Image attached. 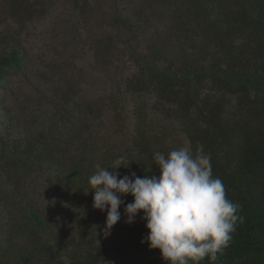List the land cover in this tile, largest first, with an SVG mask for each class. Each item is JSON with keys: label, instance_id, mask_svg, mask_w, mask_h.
Segmentation results:
<instances>
[{"label": "trees", "instance_id": "trees-1", "mask_svg": "<svg viewBox=\"0 0 264 264\" xmlns=\"http://www.w3.org/2000/svg\"><path fill=\"white\" fill-rule=\"evenodd\" d=\"M75 2L95 65L118 63L112 88L86 99L56 74L60 82L45 83L39 107L27 110L10 100L13 78L27 70L21 36L51 5L0 0V264H167L159 249L141 243L148 234L143 213L125 222L132 196L122 197L121 219L105 238L107 212L93 208L88 189L96 165L122 157L128 167L116 170L120 177L158 176L153 154L182 146L154 131L138 106L145 96L178 125L185 146L201 144L211 154L213 177L242 206L243 223L214 264H264V0H120L129 8L117 5L102 17L90 0ZM94 15L104 21L101 37L91 33ZM121 29L143 44L129 40L117 49L110 37ZM128 100L130 130L102 148L98 122L108 112L117 124ZM37 189L58 198L60 212Z\"/></svg>", "mask_w": 264, "mask_h": 264}, {"label": "clouds", "instance_id": "clouds-1", "mask_svg": "<svg viewBox=\"0 0 264 264\" xmlns=\"http://www.w3.org/2000/svg\"><path fill=\"white\" fill-rule=\"evenodd\" d=\"M152 159L158 176L120 177L116 170L128 167L122 157L108 167L96 165L88 189L94 190L93 208L107 212L101 234H111L121 219L122 197L130 195L133 201L123 208L125 222L132 224L143 213L148 234L141 243L159 249L167 264H200L205 258L214 264L229 246L237 222L243 223L242 206L228 199L222 180L213 177L211 154L203 145L195 151L181 146L167 154L156 152Z\"/></svg>", "mask_w": 264, "mask_h": 264}, {"label": "rangeland", "instance_id": "rangeland-1", "mask_svg": "<svg viewBox=\"0 0 264 264\" xmlns=\"http://www.w3.org/2000/svg\"><path fill=\"white\" fill-rule=\"evenodd\" d=\"M84 1L49 0L51 8L47 16L41 21L27 25L23 30L21 40L27 70L25 75L13 78V94L10 98L18 106L27 110L37 109L39 99L45 93V83L56 85L57 82H60L56 74L68 79L70 84L76 87L81 97L86 99L104 98L110 92L112 84L109 75L115 70L118 63L114 60L107 68L95 65L91 44L88 45V42H91L89 33L80 24L78 25L76 14L72 8V2L81 5V3H85ZM90 1L96 8L95 15L101 17L103 10L109 12L110 8L117 5L120 9L128 7V3H121L120 0L117 3L115 0ZM98 11L99 13H97ZM95 15L91 20V33L101 37L107 34L103 28L104 21H100L101 18L98 20ZM110 38L112 39L111 43L117 49L125 48L123 45L129 40L132 44H143L144 41L142 36L132 37L124 29L112 32ZM140 101L138 106L144 107V110L150 115V124L154 127V131L162 137L171 139L177 145H186V140L180 133L178 125L173 120L164 118L160 113H155L150 96L142 97ZM132 106L133 102L128 100L125 110L122 111L121 120L117 124L112 121L108 112L104 114L100 124L98 122L100 137L104 139L100 145L102 148L104 145L112 147L113 143H120L122 131L130 130L133 121L131 118ZM107 139L112 143L105 142ZM115 140L116 142H113ZM38 194L37 189L35 195L38 196ZM42 194L43 196H41ZM42 194L39 196L43 198V202L48 203L52 210L60 212L61 208H58L57 204L60 200L58 198L52 200V196ZM78 227L75 226L74 230Z\"/></svg>", "mask_w": 264, "mask_h": 264}]
</instances>
